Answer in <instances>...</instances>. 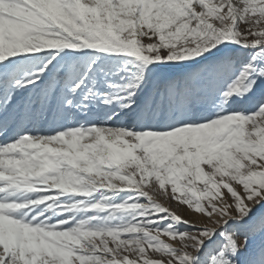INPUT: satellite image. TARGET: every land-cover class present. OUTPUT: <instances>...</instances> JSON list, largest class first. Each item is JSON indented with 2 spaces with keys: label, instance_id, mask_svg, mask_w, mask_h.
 <instances>
[{
  "label": "snow or ice",
  "instance_id": "1",
  "mask_svg": "<svg viewBox=\"0 0 264 264\" xmlns=\"http://www.w3.org/2000/svg\"><path fill=\"white\" fill-rule=\"evenodd\" d=\"M0 264H264V0H0Z\"/></svg>",
  "mask_w": 264,
  "mask_h": 264
},
{
  "label": "rangeland",
  "instance_id": "2",
  "mask_svg": "<svg viewBox=\"0 0 264 264\" xmlns=\"http://www.w3.org/2000/svg\"><path fill=\"white\" fill-rule=\"evenodd\" d=\"M157 199L159 200V202L169 207L172 211H176L177 214L181 215L185 219H188L192 223L204 224L208 222V218L205 214L197 213L194 210H191L188 206L183 205L182 203L176 202L175 200L170 198H165L164 196L159 194H157Z\"/></svg>",
  "mask_w": 264,
  "mask_h": 264
}]
</instances>
